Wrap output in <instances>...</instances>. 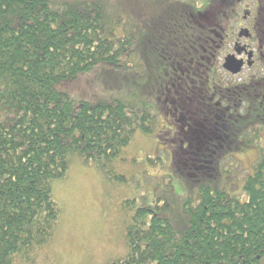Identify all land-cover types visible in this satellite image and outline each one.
Instances as JSON below:
<instances>
[{
	"label": "trees",
	"instance_id": "16d2710c",
	"mask_svg": "<svg viewBox=\"0 0 264 264\" xmlns=\"http://www.w3.org/2000/svg\"><path fill=\"white\" fill-rule=\"evenodd\" d=\"M110 1L0 0V264H34L52 239L61 211L50 180L66 176L70 154L109 180H126L111 163L137 130L152 131L149 108L162 96L205 128L208 143L171 150L173 170L197 187V203L183 205L177 230L167 214L175 200L169 182L168 196L135 208L126 255L105 264H261L264 146L242 196L212 184L228 147L257 143L260 130L244 120L264 118V76L230 85L213 74L231 34L222 23L233 30L243 0L198 8L199 0L159 1L151 11L144 1L133 10ZM256 1L255 23L264 25V0ZM256 35L264 40L263 29ZM103 68L114 74L104 79L110 94L68 95L67 86Z\"/></svg>",
	"mask_w": 264,
	"mask_h": 264
},
{
	"label": "rangeland",
	"instance_id": "374dc122",
	"mask_svg": "<svg viewBox=\"0 0 264 264\" xmlns=\"http://www.w3.org/2000/svg\"><path fill=\"white\" fill-rule=\"evenodd\" d=\"M142 1L147 3L146 6L151 11L156 7V2L164 1L165 4V1L177 0H111L110 3L115 4L117 9L129 5V9L133 10V7L142 5ZM208 1L199 0L197 8L207 5ZM257 5L255 0H243L235 8L237 18L233 23V30H229L231 26L229 22L222 23L224 29L231 33L230 41H227L226 48L221 52L218 67L213 74L223 83L230 85L242 83L248 80V76L253 77L255 72L259 76H264L262 63L257 69H249L245 65L242 71L235 75L222 68L226 51L232 52L234 40L238 39L240 43L245 42L244 35L236 36L239 28L237 29L235 22L238 18H242L240 27H247L256 15ZM249 43H252L253 47L257 46L255 42ZM108 71H110L109 68H103L80 76L74 85L67 86L68 95L75 99L85 98V96L93 99V97L110 94L104 82L107 76L114 74ZM156 97V95L151 96V100L149 97V101L154 102L153 98ZM144 98L147 99L148 95L142 94V99ZM172 101L175 103L170 96L165 97V100L163 96L159 97L156 103L158 111L154 105L149 108V111L155 114V126L152 131L145 133L137 130L130 143L123 148L121 155L112 161L111 166L116 173L125 176V181L109 180L98 166L83 163L76 154L68 156L66 176L50 180L51 196L61 211L58 224L52 239L38 254L34 264H105L123 258L127 253L125 230L132 220L135 208L153 206L156 203V196H168V187L170 191L172 190L170 183L173 186L175 200L170 204L167 214L171 224L177 230H181L183 205L189 200L194 206L198 199L195 195L197 187L193 186V181L173 170L174 160L171 150L179 144L181 146L179 137H190L191 134H185L189 131L186 129V124L181 125V120L174 116ZM183 116L190 117L188 113ZM172 118L178 120L174 121ZM195 119H192V128L199 142L201 139L198 138H202L205 128ZM263 120L262 117L257 118L256 121L255 119L244 120L247 126L260 130L257 143L254 146L239 147L233 152H231L233 148L228 147V150L221 154L222 162L219 164L221 168L219 172H216V180L212 183L214 186L231 195L242 196L243 179L253 168L258 155L257 148L264 146ZM165 131L166 133H162ZM160 134H163L161 140ZM167 136L172 138L169 139L170 137ZM164 137L168 140H163ZM193 145L199 146L194 143ZM133 199V204L128 203ZM160 203L162 204L163 200ZM261 264H264V258Z\"/></svg>",
	"mask_w": 264,
	"mask_h": 264
},
{
	"label": "flooded vegetation",
	"instance_id": "af4514ba",
	"mask_svg": "<svg viewBox=\"0 0 264 264\" xmlns=\"http://www.w3.org/2000/svg\"><path fill=\"white\" fill-rule=\"evenodd\" d=\"M256 16H254V18H252L250 24H248V26L245 28L240 27V24L242 23V20H243L242 18L240 19L239 23L236 24L237 29L239 28L236 36L239 37V36L244 35L245 42L240 43L238 39L234 40L232 52H231V50H227L226 54H225V55L234 54V56L237 59L242 60V67H241L240 72L242 71V69L245 65L249 69H253V68L257 69L258 65L262 63L261 65H263V68H264V63L262 62V60L264 59V51H263L264 40H259L257 38V35H256V30H260V29L264 30V25H258L257 24L258 20H260L262 18L260 17V15H258L257 17H259V19L258 18L256 19ZM244 17H246V16L244 15ZM255 20L257 21L256 23H255ZM232 26H233V23H232ZM257 27H258V29H257ZM228 41H230V38ZM250 41H252L253 43L255 42L257 44V46H256L257 49H256V47H253L252 43H249ZM226 44H227V42H226ZM225 48L226 47H224V49ZM254 76L260 77L257 72L254 73ZM250 78H251V76H248V80ZM245 81H247V80H245ZM174 102L175 103H173V101L171 102L172 110L174 111L173 112L174 116L181 120V122H180L181 125L185 123L186 129L189 130V128H192V126H193L192 118L191 117H184L182 114L183 112L181 110V107H179V106L177 107L176 101H174ZM247 104H248V102H245V100H242V102L240 104V106L243 107L242 109L240 108L242 113H246L248 111L249 107H247L248 106ZM173 114H172V116H173ZM172 119L174 121L178 120L175 118H172ZM182 120H183V123H182ZM185 134H189V131H186ZM167 137H170V136H167ZM167 137H165L166 140H168ZM203 137L206 138L205 135H203ZM171 138L172 137H170L169 139H171ZM178 139H179L178 141L182 143L181 146H187V145L192 144V143L199 144V146H200V145H203V143L204 144L208 143V142L203 141L201 138H198V139H201L198 142L196 136L193 138L189 137V136H186V137L183 136V137H179ZM187 147H189V146H187Z\"/></svg>",
	"mask_w": 264,
	"mask_h": 264
},
{
	"label": "water",
	"instance_id": "95a60500",
	"mask_svg": "<svg viewBox=\"0 0 264 264\" xmlns=\"http://www.w3.org/2000/svg\"><path fill=\"white\" fill-rule=\"evenodd\" d=\"M222 68L232 75L238 74L242 67V60L237 59L234 54H228L223 59Z\"/></svg>",
	"mask_w": 264,
	"mask_h": 264
}]
</instances>
